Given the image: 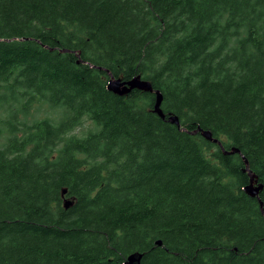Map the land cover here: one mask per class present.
Listing matches in <instances>:
<instances>
[{
  "label": "trees",
  "instance_id": "obj_1",
  "mask_svg": "<svg viewBox=\"0 0 264 264\" xmlns=\"http://www.w3.org/2000/svg\"><path fill=\"white\" fill-rule=\"evenodd\" d=\"M135 252L264 264V0H0V264Z\"/></svg>",
  "mask_w": 264,
  "mask_h": 264
},
{
  "label": "water",
  "instance_id": "obj_2",
  "mask_svg": "<svg viewBox=\"0 0 264 264\" xmlns=\"http://www.w3.org/2000/svg\"><path fill=\"white\" fill-rule=\"evenodd\" d=\"M106 87L108 90L118 95H125L134 89L154 93L153 111L160 118L166 119L170 123L176 124L177 126L180 125L178 117L176 115L170 114L168 115L167 118H165V114L161 108V103L163 99L162 93L158 89H153L151 83L145 79H142L140 75H135L128 80H122L119 77L116 78L109 74ZM197 132H200V134L205 139L218 144L224 153H239L240 154L239 149L235 147L232 148L231 150H225L224 147L222 146L221 141L217 137H213L210 130H203L200 127H198L197 129L190 131L191 134H195ZM244 162H245L244 170L248 172L249 182L243 187V190L247 195L251 197H256L257 199H259V191L262 189L263 184L261 182H258L257 176L253 172H251V170L248 167L247 160L245 158H244ZM63 192H65V190H63ZM63 204L65 208H68L71 205V201L67 199L64 201ZM260 205H262L261 201H260ZM156 243L158 245H161V240H156ZM142 255L143 254L140 252L130 253L127 255L126 260L124 261V264H140Z\"/></svg>",
  "mask_w": 264,
  "mask_h": 264
},
{
  "label": "rangeland",
  "instance_id": "obj_3",
  "mask_svg": "<svg viewBox=\"0 0 264 264\" xmlns=\"http://www.w3.org/2000/svg\"><path fill=\"white\" fill-rule=\"evenodd\" d=\"M44 113H45L44 109H41V111L39 112L41 116L44 115ZM89 126H90V122L88 120H85L80 127L72 130L70 134H75L78 136L83 135L87 132V129L89 128Z\"/></svg>",
  "mask_w": 264,
  "mask_h": 264
}]
</instances>
